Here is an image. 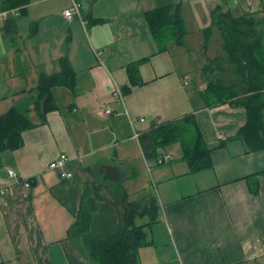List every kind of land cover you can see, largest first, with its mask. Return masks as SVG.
<instances>
[{
  "label": "crops",
  "instance_id": "crops-1",
  "mask_svg": "<svg viewBox=\"0 0 264 264\" xmlns=\"http://www.w3.org/2000/svg\"><path fill=\"white\" fill-rule=\"evenodd\" d=\"M80 4L82 19L70 21L63 12L72 0H30L25 16L14 15L17 27L11 33L5 29L10 16L0 17V115L15 107L35 125L23 133L20 149L1 153L0 264H94L69 237L70 229L89 201L97 202L96 216L106 218L104 206L114 210L116 199L156 197L145 169L158 192L159 212L147 226L150 243L140 249L139 264H264V177H259L258 195L247 183L264 171V151L249 153L238 138L247 110L236 103L249 93L229 65L221 30L213 24L215 12L255 16L264 36V0ZM167 5L181 9L191 53L213 62L194 87L189 60L174 54L185 48L170 42L160 51L148 23V11ZM64 57L75 73L74 89L57 87L58 108L43 119L36 107L40 77L60 73ZM218 58H224L225 70ZM136 62L143 84L133 87L127 68ZM228 73L229 81L224 79ZM218 80L232 87L235 97L212 106L204 93ZM187 115H194L212 150V166L196 173L183 159L180 143L151 157L147 137L155 126ZM171 153L175 161L157 164ZM63 154L69 157L64 171L71 178L49 168ZM103 223L107 227L101 231L107 233L109 224Z\"/></svg>",
  "mask_w": 264,
  "mask_h": 264
},
{
  "label": "trees",
  "instance_id": "trees-1",
  "mask_svg": "<svg viewBox=\"0 0 264 264\" xmlns=\"http://www.w3.org/2000/svg\"><path fill=\"white\" fill-rule=\"evenodd\" d=\"M0 3L1 13L16 11L22 17L28 13L30 0H0ZM214 15L213 24L221 30L228 63L249 93L247 99L236 103L247 110V123L240 130L238 138L245 143L249 153L264 151V36L261 25L255 16L235 18L230 13L222 12H215ZM146 16L160 51H164L170 42L177 45L183 43L188 30L179 7L167 5L148 11ZM12 17L14 16L11 15L6 20L7 33L13 32L17 27L16 18ZM213 26L206 30L207 41ZM216 61L220 63L222 70H225L222 67L224 58H218ZM212 63L210 61V65L205 69H210ZM60 64V73L40 77L36 107L43 119L47 113L58 108L54 90L57 87L73 90L75 86V73L68 57H64ZM138 64L133 63L127 68L133 87L143 84L139 78ZM130 91L131 88H127L126 92ZM204 94L212 106L224 105L235 97L234 89L222 80L211 81ZM34 127L29 115L15 107L0 115V164L1 153L20 149L24 144L23 133ZM147 137L152 148L151 157H158L162 148L180 143L184 153L183 159L188 162L191 173L212 166V150L206 145L194 115L155 126L148 132ZM261 176L264 177V171L247 178L254 195L260 192ZM96 203L94 200L88 202V207L81 212L77 222L70 229L69 237L77 241L84 255L94 264H139L140 249L150 243L147 226L157 221V198L151 196L140 201H130L126 196L121 200L112 201L116 219H111L112 223L108 222L107 233L101 231L105 230L107 224H102L100 217L99 221L97 220ZM144 218L149 219L147 224L140 223ZM97 224L102 225L98 227Z\"/></svg>",
  "mask_w": 264,
  "mask_h": 264
},
{
  "label": "rangeland",
  "instance_id": "rangeland-1",
  "mask_svg": "<svg viewBox=\"0 0 264 264\" xmlns=\"http://www.w3.org/2000/svg\"><path fill=\"white\" fill-rule=\"evenodd\" d=\"M212 31H213V27L211 28L210 33ZM213 37H215V35H213ZM213 42L214 41L212 40L211 47H212ZM180 46L181 47H184L186 49V51H185V49H183V51L180 53V51L178 49H175L174 50V54L176 56V59L181 61V59H182L181 57L182 56H185L184 58H186L187 60H189L190 70H191V73H192V76L190 75L191 76L190 77L191 86L194 87L195 85H199L200 80H203V78L206 76L205 73H204L203 68L209 66L210 65V61L205 62L198 55H196L195 52L194 53H191V50L187 47L185 38L183 40V43ZM181 54H184V55H182L180 57L179 55H181ZM229 76H230L229 73L228 74H225L224 75V79H226V80L229 81ZM176 152L179 154L180 151H176ZM169 155H170V157H171V155H173L171 157V159H173V161H175L177 159L176 156H175V153H173V154L171 153ZM145 171H146L147 185L149 186V191H151V193L153 195H155L156 197H158V192H157L156 187L154 186V184L152 182L151 174L146 169H145ZM143 177L144 176L141 175L138 178V181H142V178ZM104 207L109 208L107 210L108 212L107 213H104L105 214L104 216H106V218H104V217H100V218H102L101 220H105V221H107L109 223L110 222L112 223L111 219L112 220H115L116 219L115 212H114V210L112 209V207L110 205L109 206L108 205L107 206L105 205ZM97 220L99 221V216H98V219Z\"/></svg>",
  "mask_w": 264,
  "mask_h": 264
},
{
  "label": "built area",
  "instance_id": "built-area-1",
  "mask_svg": "<svg viewBox=\"0 0 264 264\" xmlns=\"http://www.w3.org/2000/svg\"><path fill=\"white\" fill-rule=\"evenodd\" d=\"M81 4L78 0H72V5L65 9L63 14L64 16L68 19V20H73L75 18H80L82 19V14H81ZM16 11H11V12H4L0 14L1 19L6 20L9 16L11 15H15ZM120 90L117 89L116 90V95L121 97V92H119ZM107 114H112V110L108 109L106 111ZM143 121V120H142ZM134 138L138 140L139 138V133H137L135 131L134 133ZM221 139H224L223 137H221ZM171 160V157L169 154H163V156L161 155L158 159H157V164L158 165H163L167 162H169ZM67 162H69V157L65 154L61 155L57 160H55L54 162H52L49 166V168L51 170H60L61 171V177L62 178H71L73 176L72 173H67L66 171H64V168L67 165ZM9 175L13 178L18 179L19 175L17 174V172H15L14 170H10L9 171ZM26 186H30V184H26Z\"/></svg>",
  "mask_w": 264,
  "mask_h": 264
}]
</instances>
